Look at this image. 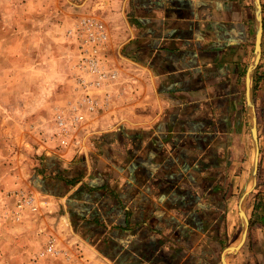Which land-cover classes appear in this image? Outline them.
Masks as SVG:
<instances>
[{
  "label": "crops",
  "instance_id": "0c3cea01",
  "mask_svg": "<svg viewBox=\"0 0 264 264\" xmlns=\"http://www.w3.org/2000/svg\"><path fill=\"white\" fill-rule=\"evenodd\" d=\"M10 4L52 53H73V45L61 48L68 31L96 18L107 30L108 63L121 73L106 106L102 92L105 108L80 148L39 149L28 187L37 206L33 230L24 227L28 207L15 220L14 243L33 256L24 263L223 264L241 231L238 203L251 172L254 0ZM262 47L254 77L257 186L246 244L229 264H264V36ZM7 236L0 233L3 242Z\"/></svg>",
  "mask_w": 264,
  "mask_h": 264
},
{
  "label": "rangeland",
  "instance_id": "374dc122",
  "mask_svg": "<svg viewBox=\"0 0 264 264\" xmlns=\"http://www.w3.org/2000/svg\"><path fill=\"white\" fill-rule=\"evenodd\" d=\"M11 2L19 0H0V233H8L0 239V264L33 257L14 243V210L18 195H32L28 187L39 149L59 141L56 119L72 98L75 64L73 53H52L49 42L37 39V27L19 24L21 11ZM65 43L73 45L67 40L61 48ZM30 213L24 212V227L33 230Z\"/></svg>",
  "mask_w": 264,
  "mask_h": 264
},
{
  "label": "built area",
  "instance_id": "2783aa9c",
  "mask_svg": "<svg viewBox=\"0 0 264 264\" xmlns=\"http://www.w3.org/2000/svg\"><path fill=\"white\" fill-rule=\"evenodd\" d=\"M68 38L74 46L73 95L65 115L57 116V143L58 147L62 148H80L85 139L83 135H87L96 116L105 108L101 101L102 92L106 90V106L110 97L108 90L121 82V73L108 63L107 30L96 18H81L68 31ZM26 207L32 212L37 211L34 196L21 193L18 195L15 209L17 220L22 219ZM48 252L59 254L53 245H50Z\"/></svg>",
  "mask_w": 264,
  "mask_h": 264
},
{
  "label": "water",
  "instance_id": "95a60500",
  "mask_svg": "<svg viewBox=\"0 0 264 264\" xmlns=\"http://www.w3.org/2000/svg\"><path fill=\"white\" fill-rule=\"evenodd\" d=\"M254 3H255V13H256L255 54H254L253 62L248 70L247 85H246L248 114H249L251 138H252L251 172L238 203L239 217L241 220V231L236 244L228 247L224 251L222 256L223 264H229L228 262L229 257L239 253L246 244L250 229L248 204H249V199L257 186V177L259 170L260 144H259V135H258V117L256 111V104H255L254 77L262 57L264 18H263L262 0H254Z\"/></svg>",
  "mask_w": 264,
  "mask_h": 264
},
{
  "label": "bare ground",
  "instance_id": "6f19581e",
  "mask_svg": "<svg viewBox=\"0 0 264 264\" xmlns=\"http://www.w3.org/2000/svg\"><path fill=\"white\" fill-rule=\"evenodd\" d=\"M247 183V182H246Z\"/></svg>",
  "mask_w": 264,
  "mask_h": 264
}]
</instances>
